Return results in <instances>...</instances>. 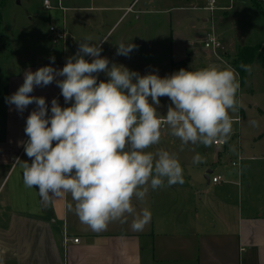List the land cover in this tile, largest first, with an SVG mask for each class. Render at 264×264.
<instances>
[{"label": "crops", "instance_id": "obj_1", "mask_svg": "<svg viewBox=\"0 0 264 264\" xmlns=\"http://www.w3.org/2000/svg\"><path fill=\"white\" fill-rule=\"evenodd\" d=\"M22 1L0 0V257L5 264H264V139L231 137L224 146L212 143L209 158L184 167L182 184L149 188L142 201H134L138 211L147 207L152 213L142 231L131 229L129 217L126 223L111 222L106 230L94 232L66 209L63 198L45 206L37 189L24 185L23 166L31 162L24 151L25 118L35 105L18 113L5 101L23 82L24 72L52 63L50 56H55L54 67H62L79 41L90 37L98 43L112 28L121 27L100 54L110 64H123L141 74L153 63L148 45L153 50L159 46L158 37L150 34L160 32L165 23L171 30L172 20L165 13L173 7L153 9L157 0H51L50 9L43 6L47 12L37 31L39 44L31 12L22 21L15 12L13 5ZM257 1L264 7V0ZM228 6L215 0L220 20ZM19 21L27 28L22 27L28 38L25 49H35V56L8 71L12 63L3 60V49L24 47L16 41ZM49 25L64 26L66 38L53 44ZM131 39L137 47L128 56L117 55L115 44ZM175 62L170 55L162 64L173 71ZM106 78L105 73L98 74V79ZM32 95L44 96L49 105L53 97L65 104L55 82L34 87ZM238 155L241 160L232 164ZM206 174H220L222 179L213 183Z\"/></svg>", "mask_w": 264, "mask_h": 264}, {"label": "clouds", "instance_id": "obj_2", "mask_svg": "<svg viewBox=\"0 0 264 264\" xmlns=\"http://www.w3.org/2000/svg\"><path fill=\"white\" fill-rule=\"evenodd\" d=\"M45 5L51 6V0ZM105 40L92 43L85 37L62 67H54L55 56H50L52 63L25 71L23 82L5 101L18 113L35 105L25 118L24 151L31 162L24 163L23 183L37 189L45 206L63 198L66 209L94 232L129 217L131 229L142 231L152 213L147 207L138 211L134 201H142L149 188L184 182L175 153L147 149L160 142L165 126L182 144L227 142L233 133L230 113L241 107L239 74L231 65L212 63L164 76L158 71L140 74L110 64L100 54ZM115 45L116 54L124 56L137 47L132 39ZM240 67L250 70L243 63ZM101 72L106 79H98ZM52 82L64 106L56 97L49 105L44 96L32 95L34 87ZM162 96L170 100L163 115L157 110ZM249 124L259 126L255 119ZM202 159L197 153L193 163ZM0 264H5L3 257Z\"/></svg>", "mask_w": 264, "mask_h": 264}, {"label": "rangeland", "instance_id": "obj_3", "mask_svg": "<svg viewBox=\"0 0 264 264\" xmlns=\"http://www.w3.org/2000/svg\"><path fill=\"white\" fill-rule=\"evenodd\" d=\"M146 0H140L144 2ZM228 6L224 12L225 18L220 20L218 12L207 11L202 8L206 5L207 0H157L153 9L160 7H173L165 13V17L170 16L172 20L170 27L166 29V23L160 32L151 33L158 37L156 50H153L148 45V57L152 58L153 63H148L146 70H141V74L149 71H158V74L164 76L181 67L196 69L207 64L228 65L227 55H232L237 48L243 45H253L261 43L264 40V15L259 13L253 6L252 0H217ZM43 0H23L20 5H13L15 12L20 20H23L26 12H31L32 27H35V41L42 44L41 34L37 33L42 29V19L45 17L47 10L44 9ZM11 3V0H10ZM9 3V4H10ZM16 3V2H15ZM14 10V9H13ZM4 12L7 7H4ZM158 14H153L156 16ZM206 16L207 20L203 18ZM168 19V24H169ZM19 21L21 32L17 34L16 41L24 47L17 48V51L9 48L3 49V60L8 59L12 65L8 66L7 70H14L21 67L22 63L29 60V57L35 56V49L28 48L23 42H27V33L24 31L25 23ZM34 24V25H33ZM8 28L11 26L8 24ZM5 26V27H7ZM25 26V27H24ZM30 26V25H29ZM5 27H3V41H5ZM22 27L25 29L22 31ZM7 31L9 29H6ZM121 27L118 29L112 28L105 37L107 40L101 43L102 50L111 43V40L117 36ZM208 33H213L222 45V48H217L215 53L211 48L204 45ZM148 35V38L151 37ZM8 37L11 38L10 32ZM10 40V39H9ZM25 40V41H24ZM147 42V40H146ZM145 42V45H146ZM47 45V41L45 42ZM36 47V46H35ZM24 48V49H23ZM138 49V48H137ZM28 51H31L29 54ZM150 51V52H149ZM191 53V54H189ZM171 55L175 70L167 69L166 64L162 62L169 61ZM156 56V58H155ZM181 59V60H180ZM24 60V62H22ZM1 62V61H0ZM250 70L246 71L243 79L239 78L240 90L237 93L241 107L236 113H230L232 117L239 115L240 121L233 123L234 134L233 138L256 137L260 140L264 139V63L256 58L250 64ZM161 103L157 106V110L163 115L167 111L170 100L166 96L159 97ZM255 119L258 121V127H252L249 120ZM230 137V138H231ZM159 149H166L170 153H175L179 159L183 170L185 166H192L193 156L199 153L202 158L211 156L213 153V145L204 146L202 144H182L180 139L173 136L170 130L165 126L161 130L160 142L152 145L148 151L156 152ZM193 166L192 168H194ZM185 180V177H184Z\"/></svg>", "mask_w": 264, "mask_h": 264}, {"label": "built area", "instance_id": "obj_4", "mask_svg": "<svg viewBox=\"0 0 264 264\" xmlns=\"http://www.w3.org/2000/svg\"><path fill=\"white\" fill-rule=\"evenodd\" d=\"M43 5L46 9H50L52 7V6H46L45 0H43ZM58 6L59 8H62L60 1L58 2ZM204 8L209 10L210 13L212 14V11L215 8V0H208ZM48 31L50 33L51 42L53 44H58L59 42H62L67 36V31L64 26L58 28L55 25H49ZM204 45L208 48H211L213 53H215V50L217 48H222L221 43L219 42L218 38L213 33H210V34L208 33L207 38L204 41ZM233 120L236 122H239L240 121L239 115L233 117ZM212 143L216 146H224L226 144V142H222L219 140L213 141ZM241 158L242 157L238 155L237 159L233 160L231 163L236 165L241 160ZM208 176H209V181L213 183H218L222 179L220 174H212L211 176L210 175ZM74 240H77V238H75Z\"/></svg>", "mask_w": 264, "mask_h": 264}, {"label": "trees", "instance_id": "obj_5", "mask_svg": "<svg viewBox=\"0 0 264 264\" xmlns=\"http://www.w3.org/2000/svg\"><path fill=\"white\" fill-rule=\"evenodd\" d=\"M253 6L259 13L264 15V7L257 0H252ZM228 58V65H231L239 74V78L243 79L246 70L241 68L240 65H249L254 59H258L260 63H264V40L261 43L253 45H243L237 48L236 52L232 55L225 56ZM172 66L174 67L173 63Z\"/></svg>", "mask_w": 264, "mask_h": 264}, {"label": "water", "instance_id": "obj_6", "mask_svg": "<svg viewBox=\"0 0 264 264\" xmlns=\"http://www.w3.org/2000/svg\"><path fill=\"white\" fill-rule=\"evenodd\" d=\"M208 176V174H206V177Z\"/></svg>", "mask_w": 264, "mask_h": 264}]
</instances>
